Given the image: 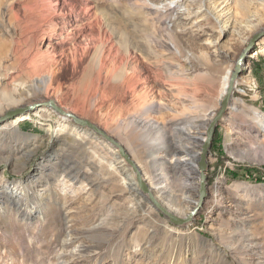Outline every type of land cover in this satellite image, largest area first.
Returning <instances> with one entry per match:
<instances>
[{"label": "rangeland", "instance_id": "1", "mask_svg": "<svg viewBox=\"0 0 264 264\" xmlns=\"http://www.w3.org/2000/svg\"><path fill=\"white\" fill-rule=\"evenodd\" d=\"M231 7L234 28L219 37L208 13L192 26H172L170 10L146 0H0V105L9 97L18 101L1 109L0 132L20 115L16 130L0 142V264H264V128L253 114L264 117V0H233ZM215 48L223 52L214 54ZM244 52L234 108L212 141L207 198L186 223H171L118 150L93 130L69 120L97 141H59L66 135L61 114L42 104L56 99L62 110L116 139L166 210L188 186L191 202L183 215L174 214L187 219L198 200L197 152L219 107L223 72ZM114 55L117 63L123 57L142 64L134 71L146 81L137 90L146 91L148 114L132 111L130 92L121 110L118 100L84 98L96 87L99 59L110 64ZM184 57L192 70L179 72ZM31 110L36 113L27 115ZM43 113L49 120H40ZM139 118L145 130L134 128ZM113 157L127 167L137 197L110 170ZM174 158L193 163L189 179H172ZM157 183L162 191H155ZM65 239L72 244L63 247Z\"/></svg>", "mask_w": 264, "mask_h": 264}, {"label": "bare ground", "instance_id": "2", "mask_svg": "<svg viewBox=\"0 0 264 264\" xmlns=\"http://www.w3.org/2000/svg\"><path fill=\"white\" fill-rule=\"evenodd\" d=\"M150 2L152 5L155 6H161L165 5L166 8L170 10V13L172 14V19L170 20V24L177 25L182 24V26H192L195 22V20L199 17V15H205L209 14L210 17H212L215 22L219 25V37H221L222 33L225 31H228L230 29L234 28L235 25V18L234 13L232 11L231 2L233 0H199L197 3H188L186 0H146ZM173 5V7H171ZM184 10L183 12L179 10ZM185 28V27H184ZM181 28V31L183 32V29ZM211 43V42H209ZM217 43V42H216ZM213 44V43H212ZM175 52H171L172 54H178L176 50ZM221 51L219 48H215L214 54H218ZM111 53V51H110ZM118 53V52H116ZM119 54V53H118ZM225 56H227L226 53H224ZM121 57V56H119ZM116 55H114V58L112 60V63L107 64L104 59H99V64L97 68V84L96 87H94L93 91L91 90V87L87 92L84 94L85 99H89L92 97L98 98L100 101H107V100H114V102H118V108L119 110L122 109L123 105L121 104L124 98V95L126 92H130L132 95L133 101H135V104L133 106L132 111L133 112H143L144 114H148L149 109H146V91L139 92L137 90V87L140 84L146 83L145 79L141 78L139 73H136L135 71L138 70V65H133L132 62H129V60L124 59L123 57L120 58V62L117 63ZM119 60V59H118ZM182 63H180V69L179 72L183 71H191L192 70V60L189 57H184L182 59ZM111 61V60H110ZM142 65V64H141ZM127 68H130V71L128 72ZM137 68V69H135ZM135 70V71H134ZM138 70V71H142ZM232 68H227L224 70L221 80V87H220V94L223 95L225 92V89L227 87L228 81L230 79V75L232 73ZM91 71V69H90ZM88 71V72H90ZM88 76V75H87ZM91 78V77H90ZM167 78L171 81L178 80L180 83H184L182 78H174L172 75H168ZM92 79V78H91ZM160 79V78H159ZM157 80V79H156ZM90 82V81H88ZM208 82V81H207ZM254 83V81H249V83ZM187 83V82H186ZM90 85V84H89ZM144 85V84H143ZM142 85V86H143ZM144 87V86H143ZM145 88V87H144ZM143 88V89H144ZM210 88V87H209ZM180 89V88H179ZM91 90V91H90ZM146 90V89H145ZM21 93V92H20ZM181 93V92H180ZM55 103H58L56 99H54ZM87 101V100H86ZM6 104L0 105V112L1 109L3 112H5L10 106L18 103L16 98L9 97L5 100ZM124 102V101H123ZM59 104V103H58ZM112 104V103H111ZM232 104V103H231ZM28 106V105H27ZM27 106H21L17 108L27 107ZM195 110V107H191ZM231 108H234V103L231 105ZM30 109V108H29ZM29 113V114H28ZM27 115H34L36 111H29ZM121 113V112H120ZM255 118H257V124L262 129L264 128V117L260 115H256L253 113ZM26 115V116H27ZM143 115V114H142ZM40 120H49V115L47 113L39 114ZM20 119V115L16 120H13L12 123L4 124L2 125V131L0 132V142H3L6 140L8 135L15 131L16 125L18 124V121ZM60 123L62 125L60 126L61 129L66 130V135L64 137L59 138L58 140L62 143H73L75 145H85V140L90 139L88 141L89 143L97 141L96 136L89 137L87 134L82 133L81 129L73 127L69 124V120L71 118L61 115L60 116ZM105 124L107 126L112 125V119L106 117ZM134 128H140L141 130H145L147 128V125L143 121L142 118H139L134 123ZM137 130V129H136ZM61 132V131H60ZM116 134H118V130H114ZM57 134V133H56ZM61 133H59L60 135ZM122 136V134H120ZM126 135V134H125ZM124 142L127 143V145L132 146L133 139L130 136H124L123 137ZM83 147V146H82ZM31 150V149H30ZM180 149L177 148L175 153H177ZM174 151V150H173ZM94 150L90 153L92 156ZM3 151L0 150V156L3 155ZM28 153V152H27ZM181 153V151H180ZM120 156V155H119ZM167 156V154H164L161 156L163 159ZM171 157V156H169ZM173 160L172 168L174 169V172H172V179H175L182 177L183 180L189 179V173L194 169V165L191 161H186L181 159H171ZM156 161V159H155ZM158 161V159H157ZM165 161V160H163ZM172 162V161H171ZM165 163V162H164ZM110 170L112 172H119L122 176V180L124 182V190H127L130 197L135 198L137 197V193L134 188L130 187L127 183L130 177V173L127 170V167L124 166L121 161L117 160V157H113L112 160L109 162ZM171 167V166H170ZM96 169V167H95ZM170 173V172H169ZM68 175V172H63V176L66 177ZM177 175V176H176ZM179 175V176H178ZM170 177V176H167ZM157 178L156 174H153V179ZM171 178V177H170ZM167 180V179H166ZM158 181V179H157ZM156 181V182H157ZM188 186L184 185V189L180 188L179 194L175 196L176 201L175 205L173 207H169V211L173 214H184V210L188 206V202H191V199L188 196H185V192L188 190ZM156 192L162 191L164 188L160 186V183H157L154 187ZM174 198V199H175ZM140 200V199H139ZM139 200L137 201V205L140 206ZM144 210V209H143ZM72 241H69L68 239H65L63 242V247H67V245H71Z\"/></svg>", "mask_w": 264, "mask_h": 264}, {"label": "water", "instance_id": "3", "mask_svg": "<svg viewBox=\"0 0 264 264\" xmlns=\"http://www.w3.org/2000/svg\"><path fill=\"white\" fill-rule=\"evenodd\" d=\"M259 35V34H258ZM257 35V36H258ZM264 35V30L261 32L260 36ZM247 52H244L239 55L235 62L234 69L230 75V79L228 81L227 87L225 89V92L223 95H221L219 100V107L218 109L212 114L211 118L206 123L205 128V136L202 140V144L200 146V150L197 152V172H198V178H199V189H198V200L196 205L193 207L191 212L189 213L187 219H181L174 214L170 213L168 210L163 208L151 195L147 184L143 180L141 170L137 166V164L133 161L127 150L123 145H121L116 139L113 137L107 135L104 130H102L97 125L91 123L87 119L80 118L76 116L75 114L62 110L53 100H48L46 102H43L42 104L50 107L57 113L61 115H65L69 118H71L72 122L75 125L81 126V127H87L91 130H93L95 133L99 134L103 139L111 143L117 150L118 154L121 158L124 159V161L131 167L133 173L135 174V180L137 182L138 187L144 192L147 193L150 196V199L154 203V205L171 221V223L174 224H181L186 223L191 219V216L197 212V210L202 206L204 200L207 198V176L206 172L209 168L208 159L211 155V147H212V141L214 139L216 128L219 124L223 123L224 117L228 112V109L231 108V103L233 99V93L235 91V84L241 73V65L243 63V59L245 57V54ZM33 105H28L27 107L22 108H16L12 109L10 111H7L5 115L1 118L8 119L13 118L14 116L21 114L25 112V110L31 108ZM198 122V121H197Z\"/></svg>", "mask_w": 264, "mask_h": 264}]
</instances>
